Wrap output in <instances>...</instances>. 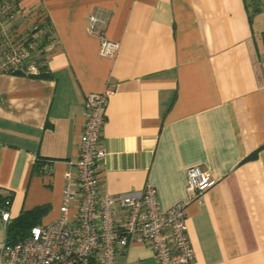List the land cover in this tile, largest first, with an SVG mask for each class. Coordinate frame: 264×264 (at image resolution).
Here are the masks:
<instances>
[{
  "label": "crops",
  "instance_id": "crops-1",
  "mask_svg": "<svg viewBox=\"0 0 264 264\" xmlns=\"http://www.w3.org/2000/svg\"><path fill=\"white\" fill-rule=\"evenodd\" d=\"M18 4L32 15L36 45L38 34L44 39L46 76L0 73V193L11 194L9 218L40 205V224L60 215L84 97L108 87L99 191L150 185L161 211L186 202L193 264H264V27L248 1ZM88 13L118 42L112 58L98 55ZM17 27L29 26L18 17ZM192 165L214 179L198 201L184 191ZM115 263L156 264L145 242L121 248Z\"/></svg>",
  "mask_w": 264,
  "mask_h": 264
},
{
  "label": "built area",
  "instance_id": "built-area-1",
  "mask_svg": "<svg viewBox=\"0 0 264 264\" xmlns=\"http://www.w3.org/2000/svg\"><path fill=\"white\" fill-rule=\"evenodd\" d=\"M18 17L29 27L19 31ZM32 20L27 10L20 9L18 0H0V73L33 76L40 72L38 65L44 66V59L39 64L36 59ZM101 21L98 14L88 13L86 29L97 35L98 55L112 58L118 42L97 30ZM110 92L104 87L84 97L77 156L70 161L71 172L65 174L68 183L62 188L60 215L32 226L27 236L12 243L2 238L0 264H116L118 251L132 242L148 243L156 264H193L184 223L186 202H175L161 211L150 185L117 195L98 189L97 164L104 155L100 130ZM184 173L188 200L198 201L200 194L214 184V179L198 166H188ZM74 199V211L69 215ZM8 220V207L1 206L3 230Z\"/></svg>",
  "mask_w": 264,
  "mask_h": 264
},
{
  "label": "trees",
  "instance_id": "trees-1",
  "mask_svg": "<svg viewBox=\"0 0 264 264\" xmlns=\"http://www.w3.org/2000/svg\"><path fill=\"white\" fill-rule=\"evenodd\" d=\"M260 39L264 46V31L261 32ZM43 40L44 39H42L41 42H39L38 45L36 46L35 55L38 64L43 59V51H42L43 42H44ZM38 69L40 72L33 76L36 77L46 76V74L44 73L43 65H38ZM15 74H19V73H15ZM10 200H11L10 193L9 194L0 193V207L1 206L8 207ZM46 210H47L46 205H40L33 207L29 210L20 211L16 216L9 218L3 230V239L5 240V242L12 243L27 236L32 226L40 224V218L46 212Z\"/></svg>",
  "mask_w": 264,
  "mask_h": 264
},
{
  "label": "rangeland",
  "instance_id": "rangeland-1",
  "mask_svg": "<svg viewBox=\"0 0 264 264\" xmlns=\"http://www.w3.org/2000/svg\"><path fill=\"white\" fill-rule=\"evenodd\" d=\"M248 1V6H249V11H250V16L251 17H257L263 22V27H264V7L263 5H258V2H261L263 0H247ZM258 8V10L256 9ZM38 43L40 42L41 35L38 34ZM3 238V227L0 224V241Z\"/></svg>",
  "mask_w": 264,
  "mask_h": 264
}]
</instances>
